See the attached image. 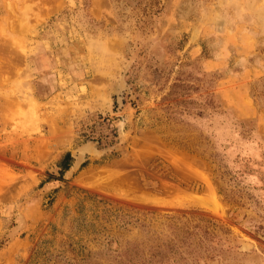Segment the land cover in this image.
<instances>
[{
  "label": "rangeland",
  "instance_id": "obj_1",
  "mask_svg": "<svg viewBox=\"0 0 264 264\" xmlns=\"http://www.w3.org/2000/svg\"><path fill=\"white\" fill-rule=\"evenodd\" d=\"M0 264H264V0H0Z\"/></svg>",
  "mask_w": 264,
  "mask_h": 264
},
{
  "label": "trees",
  "instance_id": "obj_2",
  "mask_svg": "<svg viewBox=\"0 0 264 264\" xmlns=\"http://www.w3.org/2000/svg\"><path fill=\"white\" fill-rule=\"evenodd\" d=\"M198 91L199 90L197 87L180 80H176L172 85H170L167 89L166 94L161 98L160 101V108L166 115V121L172 122L175 125H179L184 129H187V127H189L187 118H191V116L200 118L204 115V112L207 109L214 110L216 106L213 105L210 97L211 95L203 97L201 103L198 102L200 97H193V95L197 94ZM158 122V119H156L154 123L148 125V129H153L154 133L160 135L165 143H169L178 150H183L187 153L202 156V153L197 152L196 149L191 148L189 146V143H183V141L181 140L171 138L166 135L165 132L158 129ZM199 137H202L203 140L206 139L201 135H199ZM209 158H212L211 155L209 156ZM71 162L72 158L70 154L68 152L64 153L59 161L55 164L58 169L56 177L57 179L55 180L62 179L63 174L70 168ZM85 165L86 162H83L79 167L82 168ZM52 178V175L47 174L46 179L41 181L39 186ZM219 178H221V174L219 175ZM220 193L222 194V191H220ZM224 198L227 201H231V197L224 195ZM190 218L191 216L189 218H186L184 215H180L178 218L169 219L172 222V226L170 227L171 233L173 234V232H175L176 230L182 229V231H184L186 235V237L183 238V240H185V244H188L189 239L191 238H197L198 241H200V238L204 240L216 239V237L207 232L206 225L209 224L210 221L199 217H197L194 221ZM202 223L204 224V226L201 225ZM177 224H179L180 226L177 227Z\"/></svg>",
  "mask_w": 264,
  "mask_h": 264
},
{
  "label": "bare ground",
  "instance_id": "obj_3",
  "mask_svg": "<svg viewBox=\"0 0 264 264\" xmlns=\"http://www.w3.org/2000/svg\"><path fill=\"white\" fill-rule=\"evenodd\" d=\"M29 100L32 102V99L29 98Z\"/></svg>",
  "mask_w": 264,
  "mask_h": 264
}]
</instances>
